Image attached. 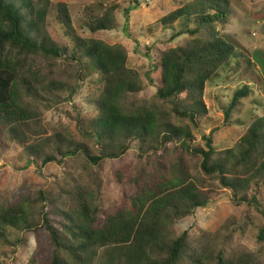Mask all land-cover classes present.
<instances>
[{
  "label": "trees",
  "instance_id": "trees-1",
  "mask_svg": "<svg viewBox=\"0 0 264 264\" xmlns=\"http://www.w3.org/2000/svg\"><path fill=\"white\" fill-rule=\"evenodd\" d=\"M212 1L194 9L182 6L161 18L164 29L173 31L171 39L185 40L161 51L154 66L160 71L159 86L153 99L145 100L137 98L144 82L140 71L128 65L126 47L74 34L67 3L58 2L57 11L71 31L72 54L47 29L49 0L40 8L31 0H0V155L17 144L39 168L81 160L86 170H99L88 182L81 175H65L60 188L70 201L65 212L55 209L56 194L43 187L23 194V184L0 196V251L19 245L20 236L14 241L12 233L27 232L38 237L39 251L45 247L31 264H91L100 248L107 256L103 264H263L245 248H227L233 220L196 239L174 230L177 221L205 207L219 189L230 192L234 205L246 204L264 217L259 199L264 190V114L247 127L236 148L216 149L214 130L207 135L200 127L206 84L220 69L244 59H238L234 71L246 82L234 93L226 120L257 80L248 57L219 30L229 20L228 8ZM117 9L101 7L89 29H113ZM38 57L54 63L44 68ZM89 70L98 75L91 97L98 115L91 126L84 125L78 111L75 132L47 122L44 111L70 101L78 79ZM64 93L68 95L62 97ZM193 129L201 132L205 147L193 143ZM133 145L137 150L131 152ZM130 152L135 161L131 174L117 177L123 201L104 208L94 196L101 185L99 168Z\"/></svg>",
  "mask_w": 264,
  "mask_h": 264
},
{
  "label": "rangeland",
  "instance_id": "rangeland-1",
  "mask_svg": "<svg viewBox=\"0 0 264 264\" xmlns=\"http://www.w3.org/2000/svg\"><path fill=\"white\" fill-rule=\"evenodd\" d=\"M47 5V29L52 38L62 47L63 51L72 54L74 50L71 32L59 19L57 11L58 2L68 5L74 34L82 38L94 37L105 40L110 44H123L128 50V65L137 68L144 82L143 90L137 98L152 100L160 82V71L155 69L161 51L170 46H176L185 40V36L171 39L172 30H166L161 25V18L179 7L190 5L192 9L199 7L207 0H49ZM212 1V0H211ZM221 2L229 10V20L225 25L219 26L222 35L237 46L251 62L250 70L257 80L251 83V93L242 98L232 111L228 120L225 118L226 109L231 104L234 93L246 81L239 78V71H234L238 59H233L229 65L220 69L216 76L206 84L205 105L206 114L201 119V130L209 134L212 130L213 145L218 150L236 148L247 127L264 114V0H213ZM212 1V2H213ZM36 8L44 5L46 0H31ZM117 5V23L111 30L92 32L88 22L99 13L100 8ZM128 17V30L125 31V22ZM194 16H192L193 18ZM194 19L190 24L194 25ZM180 29L179 25H175ZM67 49V50H66ZM75 58L73 59V61ZM86 61L87 58L83 57ZM239 60L244 61L243 58ZM39 64L47 68L54 62L37 58ZM245 63H243V66ZM85 72V71H84ZM151 73L152 83L147 78ZM97 74L86 71L78 79L76 94L70 101L59 105L56 109L45 110L46 121L51 124L61 123L72 132H75V112H80L84 125L88 128L98 115L91 97L96 92ZM246 80V79H245ZM64 93L62 97L67 96ZM194 144L205 147V140L201 132L193 129ZM137 150L136 145L130 149ZM128 153L119 160L103 164L99 178L101 185L94 196L104 208L113 207L123 201L117 195L120 183L117 179L122 172L129 176L135 164L132 153ZM67 160V159H66ZM35 162V163H33ZM28 161L23 154L22 147L12 144L2 151L0 155V196L10 195L18 190L23 194H34L40 187L53 191L55 209L67 211L69 199L60 190L64 186L66 174L81 175L88 182L99 170L85 169L81 160H67L66 164L49 163L39 168L36 161ZM99 175V174H97ZM231 194L226 189H219L210 195V200L205 207L198 208L194 213L176 222V234L187 231L191 239L199 238L206 233H215L228 220L234 223L230 226L231 234L227 241V248H245L254 253L264 264V238L259 239L260 230L264 225L263 215L253 207L246 204L236 206L232 203ZM264 207V190L259 196ZM69 202V203H68ZM21 242L17 247H10L6 252L0 251V264H31L32 259L45 247L40 249L38 237L31 233H12L11 238L17 237ZM44 240V235L40 236ZM45 243V240H44ZM46 244V243H45ZM103 248L97 250L91 264H103L106 261Z\"/></svg>",
  "mask_w": 264,
  "mask_h": 264
}]
</instances>
